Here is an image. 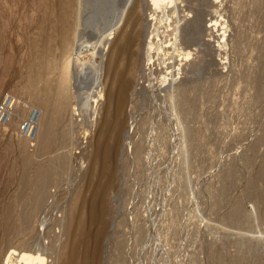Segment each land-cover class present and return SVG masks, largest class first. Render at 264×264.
Instances as JSON below:
<instances>
[{"label": "rangeland", "instance_id": "obj_1", "mask_svg": "<svg viewBox=\"0 0 264 264\" xmlns=\"http://www.w3.org/2000/svg\"><path fill=\"white\" fill-rule=\"evenodd\" d=\"M28 1L0 0V55L11 56V72L4 78L10 84L9 95H5L21 104L25 114L33 106L26 104L21 88L28 64L35 59L28 40L39 35V29L29 27ZM119 1L83 0L85 23L91 19L100 25L102 19L95 12L112 9L110 18H105L108 23ZM136 1L140 41L131 65L136 70L128 101L120 109L107 105L113 87H108L107 74L111 40L103 50V84L98 88L102 96H96L97 88L95 93L86 90L88 97L83 92L70 170L56 175L47 189L51 215L41 221L40 209L31 230L14 239L13 246L30 240L49 244L60 256L57 264L63 259H75L73 264H264V0H133L132 4ZM121 23L113 36L121 26L127 30L135 26L128 17ZM83 52L91 57L87 49ZM121 68L118 65V71ZM117 114L120 127L102 136L103 121ZM4 124L0 125L1 204L18 189L15 163L21 158L5 156L4 142L10 136L6 129L11 126ZM28 150L33 148L28 145ZM63 151L66 148L57 147L36 160L43 162ZM101 151H110L112 157L113 179L105 190L101 187L109 178L101 167ZM251 186L258 191L254 195ZM103 198L105 214L94 219L90 207ZM72 200L81 215L76 232L84 235L83 244L77 250H63L70 242L64 208ZM236 207L239 217L234 221ZM4 238L0 229L1 250ZM41 259L40 255L36 264Z\"/></svg>", "mask_w": 264, "mask_h": 264}, {"label": "bare ground", "instance_id": "obj_2", "mask_svg": "<svg viewBox=\"0 0 264 264\" xmlns=\"http://www.w3.org/2000/svg\"><path fill=\"white\" fill-rule=\"evenodd\" d=\"M82 1L83 0H29L27 4L29 27L32 29V31L35 29H39V35L28 40V46L31 49L30 51L33 52L35 59L30 61L28 64L29 72L26 77L24 76L25 82L24 86L21 88L22 93H20L23 94L27 99L28 102L26 104H29V106H33V108L28 110V112L26 111L25 114L20 106L21 104L19 105L18 103H16L15 99L10 95V103L12 102L10 110L11 119L4 125L7 124L9 125V127L11 126V129H6L7 134L10 136L7 135L9 138L4 142L5 156L9 157L13 154L21 155L19 161L15 163L16 167L19 170L20 176L16 193L14 192L15 194H11L7 201L3 202L2 204L0 203V229L2 231V235H5V238L3 240L5 242V247L3 250L0 249V264H36L37 260L40 258V255L44 258L41 259L43 261L40 262L41 264H57V262H55L57 260L56 258H60V256L56 257L55 254L57 253V251L54 252L52 246H48L49 244L47 245V247L39 243L40 241L35 242V240H24L25 242H23L22 246L16 247L13 246V242L14 239L29 231L31 223L40 209L42 210L39 215L43 213L41 221L45 220V215H51L47 208L48 200L50 198L47 189L51 185L56 175L63 174L64 172L70 170V168L68 169V166L69 163H72L70 162V160L72 159L71 155L73 153L72 151L74 150L72 147L73 143L75 142V138H73V136L78 133L77 127L80 125L78 116L80 114L79 112L81 109V105L85 102H83L82 100L84 99L82 97L84 95L83 92H91V89H93L92 92H94V89L97 90L99 86L103 84L100 83L104 65L103 55L105 54V48L109 45V42L111 40H113V49L107 60L108 66L106 65L108 68L107 74L110 77L108 87H114L116 84L117 87L116 89L111 87L108 90L107 95L109 96L108 100L110 99V101L106 102L109 103L107 105H109L110 107H107L111 108V106L114 105L116 107H119L120 109L121 107H123V105L126 104L130 96L129 93L136 70L134 66L131 67V65L134 63L135 58L138 55L135 46L140 41V32L136 28L137 24L139 23V19L135 17L136 11H139L138 9L140 8V4L137 3V1L135 2V4H132L133 0H120L119 2H116L117 11L113 15L112 20L108 23L105 22V18L108 16V14L113 13L112 11L114 10H97L95 14L98 12L99 18L101 17L102 19V22L99 23L100 25H98L97 22L91 19L88 20L87 23H85ZM126 16L128 17V19L134 21L135 26H132L133 28L131 30H127L125 25L121 26V30L118 28L120 30V33L117 34L118 36H113V33H116L115 31L117 27H120L119 24L127 18ZM182 23L184 24V22ZM181 32H183V30ZM127 33L129 34L128 36ZM125 35L127 36V39L123 40ZM112 36L114 37L113 39L111 38ZM84 48L91 52V54H89V56L91 57L87 58L88 56H85V53L83 52ZM26 51L28 50L26 49ZM6 57L8 58V61L6 60L8 62V70L11 69V56ZM120 64L122 68L120 71H118L117 67ZM91 79L92 81H88ZM121 80L122 82L120 83ZM9 85L10 84L5 80H2L0 83V88L3 89L1 91L0 104L4 99L8 97H6V93H8L9 95V90L7 89ZM97 91L96 96L99 98L102 96V90L98 89ZM113 92L114 94H116V96L114 95L115 97H113ZM85 96L88 97L87 93L85 94ZM111 96L113 98H111ZM19 103H21V101ZM35 107L39 109L40 115L38 118V131L35 137L31 140L23 137L20 133V121L23 116H27ZM118 116L119 115L117 114L115 117H106V119L103 121L102 129L104 130V133L102 130V136H107L105 134H108L109 131L113 129V127H120L121 122L119 121ZM114 130L116 131L117 129L115 128L113 129V131ZM11 135H14L13 137L15 138H11ZM83 135L85 134L83 133ZM104 139L105 137L103 138V140ZM99 141L98 145L96 146L97 151H99V145L100 143H102L101 140ZM28 145L33 148L32 151L28 150ZM57 147L59 149L66 148V151L57 153L55 156L48 158L47 160L45 159L46 161L37 162L36 159L39 156L47 155ZM108 152H100L101 167L103 169V172L106 173L105 176L109 178L107 179L106 184L101 187L104 190L107 186H109L107 184H109L110 181L112 183L113 179V177L111 178V176L113 175L110 174V161L112 160V157L110 155V151ZM74 154L75 156L78 155L77 152H74ZM45 158L47 157L45 156ZM57 187H59V185ZM2 188L3 186L1 187V189ZM250 192L254 195L258 191L256 188H252ZM56 196L58 195H55V197ZM106 205L107 202L105 198L100 200L98 204L92 205L90 207L91 216L94 219L103 216L105 214ZM77 208L78 207H76V202L72 200L64 208V210H68L67 214L65 215L64 211H61L67 219V239L70 240V242L67 243L63 250L67 249V247L72 250H77L81 246L84 235L81 231V235L79 232H76L79 231L81 227V215H79V211ZM87 208L89 207L87 206ZM235 212L237 214L234 213L235 216L232 215L233 217H235L232 218L234 221L239 217V209L237 208ZM57 214H60V212H58ZM63 214L61 213L62 216ZM63 217L62 220L64 219ZM229 219H231V217ZM62 220L60 218L58 219V222H62ZM54 221L57 222L56 219H54ZM54 236L55 234L53 235V237ZM56 237L57 235L53 239L56 240ZM39 239L40 238H38V240ZM9 251L12 253L8 254ZM220 254L221 252L219 250H217L215 253L216 257H219ZM74 260L75 259H63L60 264H73Z\"/></svg>", "mask_w": 264, "mask_h": 264}, {"label": "built area", "instance_id": "obj_3", "mask_svg": "<svg viewBox=\"0 0 264 264\" xmlns=\"http://www.w3.org/2000/svg\"><path fill=\"white\" fill-rule=\"evenodd\" d=\"M12 103V102H11ZM10 99H4L0 104V125L11 119ZM39 110L33 109L27 116H23L20 121V133L23 137L33 139L38 131Z\"/></svg>", "mask_w": 264, "mask_h": 264}, {"label": "crops", "instance_id": "obj_4", "mask_svg": "<svg viewBox=\"0 0 264 264\" xmlns=\"http://www.w3.org/2000/svg\"><path fill=\"white\" fill-rule=\"evenodd\" d=\"M5 59H6V56L0 55V83L2 80H4L5 76L10 71V69L7 70L8 65H7ZM10 68H11V60H10Z\"/></svg>", "mask_w": 264, "mask_h": 264}]
</instances>
